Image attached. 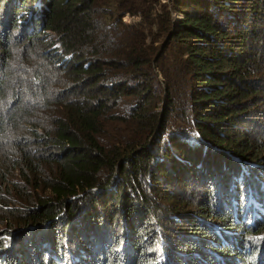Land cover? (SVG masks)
I'll use <instances>...</instances> for the list:
<instances>
[{"label":"trees","instance_id":"16d2710c","mask_svg":"<svg viewBox=\"0 0 264 264\" xmlns=\"http://www.w3.org/2000/svg\"><path fill=\"white\" fill-rule=\"evenodd\" d=\"M37 1L38 18L20 38H4L18 26L14 15L0 26V177L11 165L33 193L17 216L30 239L17 263L54 264L33 244L50 236L56 245L58 230L84 241L81 264L118 255L117 264H157L167 234L172 247L159 264H264L248 245L250 234L264 233V215H254L263 212L264 170L244 164L258 154L240 128L264 105V0H170L174 22L166 4L151 17L158 0ZM126 15L140 21L125 24ZM171 114L191 123L197 139L169 123ZM196 179L208 190L202 206L170 190ZM117 204L135 251L129 263L119 239L109 249L104 235L93 244L86 237L105 221L99 210ZM162 207L191 237H173ZM201 215L217 223L197 224ZM12 260L2 255L0 264Z\"/></svg>","mask_w":264,"mask_h":264},{"label":"rangeland","instance_id":"374dc122","mask_svg":"<svg viewBox=\"0 0 264 264\" xmlns=\"http://www.w3.org/2000/svg\"><path fill=\"white\" fill-rule=\"evenodd\" d=\"M28 4L26 7H23V9L20 11V14H13V12L15 11L14 9L12 10V7L15 5H19L20 0H9L8 2L3 3V5L0 6V26L2 28L3 24L8 25L9 23L8 20H13V15L16 18V24L18 25L17 28H15L13 30V27L11 28H6V32H8V34L4 35L5 40H7V37H9L10 35H13L15 39L20 38V35L22 34V32L25 29L30 28L31 25V21L32 19H37L38 17L37 15V11H38V7H40V3L39 1H34V4H31V1L28 0L27 1ZM167 6V10L169 9V5H170V0H158V3L151 5L152 8V14L151 17L154 18L155 15L161 13V5H165ZM35 9V11H34ZM169 11L171 12V10L169 9ZM11 18V19H10ZM171 19H173V22L175 20H179L180 16H178L177 14H174L173 12H171ZM122 21L125 24H131V23H137L140 21V17H131L129 15L124 16V18L122 19ZM2 30L0 29V32ZM5 31V30H4ZM152 32L156 33L157 32V27L154 26L152 28ZM50 36H53L52 33H50ZM160 43V41H159ZM56 47V45L54 46ZM2 51L0 50V56H1ZM1 62V61H0ZM261 101L264 104V99H261ZM253 115L252 117H250V123L245 125V127H240L243 129H246V132L248 134L249 132V139H247L249 141L248 144H250V146L252 147V149H257V154H258V159L257 161H252V159L254 160V154L252 155V159H248L246 163H249L247 166L250 169H254V168H259L257 169V172L261 173V169L264 170V105H260L257 109L255 108L253 110ZM169 123L173 124V126H175V128L184 131V135L185 138L188 141L191 140H195L197 139V133L194 131L193 129V125L191 123L188 122H183L181 121L175 114H171L169 116ZM239 128V127H238ZM191 139V140H189ZM223 147V146H222ZM222 147H216L213 149H216L217 151L222 150ZM226 152V155L228 156L229 154H231V150H224ZM207 152H209V150H207ZM252 161V162H250ZM257 165V166H256ZM245 168V167H244ZM202 169V168H201ZM246 169V168H245ZM5 181H3V179H1L0 177V194L1 197L3 198V202L4 204L0 205V257L2 255H4L5 257H12L15 264H18V260L20 259L19 257V252L17 249H21L20 245L21 242L23 245L26 244V242H29L30 239L29 238H25L23 240V235L25 234L24 229H22L21 227H18L17 224V220L19 219V216L21 213H19V211L21 210V208L25 207L24 204V199L25 198H29L33 196L32 191H30L29 187H26L24 185H22L21 183V179L20 176L18 174L17 170H12L11 165L9 167L5 168ZM255 172V173H257ZM203 174V173H201ZM204 175V174H203ZM236 176V174H234L233 178ZM259 178V182H261V176L259 174L256 175ZM239 177V176H238ZM213 178L219 179L218 177L214 176ZM232 178V175L231 177ZM240 178V177H239ZM255 178V177H253ZM230 182V180H229ZM229 182L227 183V185H229ZM21 184V187L18 188L17 186ZM224 184V183H223ZM252 184V183H251ZM30 186V185H29ZM264 186V185H263ZM264 188V187H263ZM175 189H177L178 191H183L184 193L182 194V197L187 201V203L191 206H198L201 204V206L203 205V201H206V198H208L207 192L205 187L200 183V180H195L191 183H188V186H183L181 189L180 188H175L174 185L172 188H170L171 191H175ZM210 191V189H209ZM39 194V193H38ZM49 196V192H46L45 194L40 193L39 196ZM233 195V194H232ZM231 193H230V197H232ZM26 200V199H25ZM71 200H75V199H71ZM81 204L84 206V201H81ZM162 206H165V204H162ZM194 210L195 214H198L199 211H196L195 208L191 207ZM263 209V212L260 211V213H254V215L256 214L257 217L260 218V220H262V215H264V205H262L261 207ZM115 209H119L118 204L114 207H108V208H102L99 210V214L100 215H104L105 221L103 222V224L99 225V228H95L94 226L90 228V230L88 231L87 234H89L88 236L86 235V237L89 239V242L92 243L95 240H93L95 234L100 236H105V242H108L109 249L112 247V249L114 248V244L111 241H115L116 239H119L122 242V246L118 249V252H121L122 256H126L127 262L129 263L132 262V259H135V251L133 250V248L130 246V244H128V236L130 234V230L128 228V226L126 225L125 222V218H123L118 211H116ZM82 210V209H81ZM167 208L162 207L159 212L162 215H165L167 223L166 224H172L170 229L172 231V235L173 237H183V238H188L191 237L189 236V233L187 232L186 229H183L185 226L182 222V224L180 222L177 221L175 215H170L168 213V211L166 212ZM190 209L185 208L183 209L184 211V215L186 218L193 216V213L191 211H189ZM251 215H249L251 218L253 216L252 214V210L250 211ZM83 212H78L77 216L75 217V221L73 223V225H75L76 227H79L82 223V218H83ZM110 215L114 216L113 221H111V219L109 218ZM241 216V220L244 219L245 215H242L240 213ZM202 218H195V221L197 222V224H203V225H207V226H211L213 223H217L216 219H212L210 217H205L204 215H201ZM257 217H254L256 219H258ZM184 218V217H183ZM237 221L236 220V216L235 219L233 217V222ZM178 222V223H176ZM238 223V221H237ZM153 228H157L156 224H152L151 225ZM46 227V226H44ZM59 227V226H57ZM216 229L220 228L217 224L215 226ZM57 230V229H56ZM41 230L39 229H33L30 231V233L35 234H39ZM162 231V230H161ZM61 231L58 232L57 230V244L55 245L54 240L52 241L50 239V236L48 237H44L42 239H40L39 241L35 242L33 244V248L37 251L39 249H41L45 255L49 258V260H54L55 263L54 264H81V261L83 259H81L80 257L82 255H84V241H78V237L72 236L68 233L69 238H67V236L64 234V236H61L59 233ZM234 232V231H233ZM41 233V232H40ZM244 233L243 231H236L234 234H242ZM83 234V233H81ZM253 234L255 235L253 237ZM250 234L251 237H249V247L252 249L254 248H258L260 256L263 255L264 256V233L262 234ZM47 236V234L45 235ZM59 236V237H58ZM169 237V234L166 235V239ZM151 238V236L149 237V239ZM195 238H197V236H195ZM163 239L162 236L160 237V246L161 248V252H160V257H161V261H159V263H162V260H166L168 259L169 256V245H171V240H173L172 238H168L167 240ZM80 240V239H79ZM159 240V239H158ZM52 241V242H51ZM155 241L154 236H153V242ZM162 242V243H161ZM165 242H169V243H165ZM96 243V241H95ZM83 244V245H82ZM93 244V243H92ZM127 244H128V249H127ZM95 246V245H94ZM159 246V247H160ZM100 247V246H99ZM63 249V250H61ZM99 250V249H98ZM62 251V252H60ZM97 251V250H96ZM104 252H106V250H104ZM126 252V254H125ZM168 253V255L166 254ZM112 259H114V263H116V259H119V261L121 260V257L118 255V257L115 258H106L104 259V264H109L112 263ZM261 261L263 262V260L261 259ZM157 263V264H159ZM164 264H171L168 261L163 262ZM120 264H125V262H120Z\"/></svg>","mask_w":264,"mask_h":264},{"label":"water","instance_id":"95a60500","mask_svg":"<svg viewBox=\"0 0 264 264\" xmlns=\"http://www.w3.org/2000/svg\"><path fill=\"white\" fill-rule=\"evenodd\" d=\"M170 36L171 35H169L168 37H167V39H166V41L163 43V45H162V48H161V52L165 49V47L167 46V40L170 38ZM160 52V53H161Z\"/></svg>","mask_w":264,"mask_h":264},{"label":"built area","instance_id":"2783aa9c","mask_svg":"<svg viewBox=\"0 0 264 264\" xmlns=\"http://www.w3.org/2000/svg\"><path fill=\"white\" fill-rule=\"evenodd\" d=\"M65 60H63L62 62H64Z\"/></svg>","mask_w":264,"mask_h":264}]
</instances>
